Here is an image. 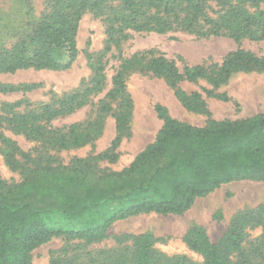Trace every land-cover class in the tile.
<instances>
[{"label":"trees","instance_id":"1","mask_svg":"<svg viewBox=\"0 0 264 264\" xmlns=\"http://www.w3.org/2000/svg\"><path fill=\"white\" fill-rule=\"evenodd\" d=\"M49 4L31 30L9 47L0 48V73L70 68L79 54V23L87 10L109 11L105 18L108 42L101 58L114 46L119 49L131 32L229 37L238 47L221 63L187 65L183 71L156 49L121 57L111 88L96 104L92 98L104 89L106 81L101 61L96 63L93 76L84 79L73 93L24 112L18 110L20 101L2 103L0 118L14 132L48 148H78L94 142L102 135L109 113L116 120V135L104 151L75 158L68 165H54L51 157L37 159L1 135L7 164L24 178L10 184L0 177V264H32V252L55 237L89 244L103 241L114 222L140 214L182 215L197 199L224 184L264 182V113L216 120L211 118L202 92L188 93L180 87L183 81L204 78L213 86L212 90H204L207 96L228 101L226 93L214 90L234 73L264 69V56L241 47L245 39H264V10L259 9L264 0H49ZM141 60H148V68L165 79L187 110L209 118L204 126H197L172 117L166 107L158 104L156 112L163 125L155 140L121 171H103L98 164L116 162L118 148L130 134L133 101L126 81L131 65ZM29 88L0 82V93ZM88 104L97 108L86 120L53 125L55 120ZM261 222L259 213L251 211L237 217L218 244L212 243L200 227L189 231L184 240L203 256L202 264H238L230 257L232 252L241 256V264H254V258L245 254L243 243L248 240L246 229ZM124 237L117 240L135 241L132 264H196L182 255L158 252L152 236Z\"/></svg>","mask_w":264,"mask_h":264},{"label":"rangeland","instance_id":"2","mask_svg":"<svg viewBox=\"0 0 264 264\" xmlns=\"http://www.w3.org/2000/svg\"><path fill=\"white\" fill-rule=\"evenodd\" d=\"M49 5V0H0V48L9 47L22 33L31 30L41 20ZM259 9L264 10V5ZM108 14V9L104 13L87 10L82 14L77 36L79 54L70 68L0 73L1 83L30 87L0 93V105L20 101L22 105L18 110L24 112L64 94L73 93L84 79L89 80L93 76L96 63L101 61L105 66L106 81L104 89L92 98L96 104L111 88L112 77L122 63L121 57L130 58L137 52L156 49L168 59L174 60L183 71L187 65L210 66L221 63L230 51L238 47L229 37L197 38L185 32H131V37L122 40L119 49L114 46L101 58L100 54L108 42V23L105 20ZM241 47L264 56V39H245ZM147 62L141 60L133 63L128 70L127 89L133 101L130 134L123 138L116 162L102 161L98 164L103 171H121L155 140L163 125V120L156 112L158 104L166 107L169 114L178 120L197 126L207 123L209 117L187 110L165 79L148 68ZM180 87L188 93L202 92L211 111V118L216 120H236L264 113V69L234 73L226 83L214 90L215 93H226L230 98L228 101L207 96L204 90H212L213 86L204 78L197 82L183 81ZM96 108L88 104L71 115L55 120L53 125L64 126L84 121ZM2 134L37 159L46 160L51 157L54 165H68L75 158L96 155L107 149L116 135V120L112 113L107 114L102 135L90 144L78 148L54 149L14 132L0 118V177L10 184H18L24 177L19 170L7 164ZM251 211H257L262 222L246 229L248 240L243 243V249L246 255L254 258V264H264V182L249 180L222 185L208 196L197 199L192 208L182 215L149 213L118 220L109 228L108 237L100 242L89 244L84 240L55 237L32 252V264H132L135 241L125 239L119 242L117 237L139 234L152 236L154 248L158 252L168 256L182 255L193 263L202 264L203 256L185 242L186 234L200 227L212 243L218 244L236 218ZM230 257L241 264V256L237 252L230 253Z\"/></svg>","mask_w":264,"mask_h":264},{"label":"bare ground","instance_id":"3","mask_svg":"<svg viewBox=\"0 0 264 264\" xmlns=\"http://www.w3.org/2000/svg\"><path fill=\"white\" fill-rule=\"evenodd\" d=\"M261 96V95H260Z\"/></svg>","mask_w":264,"mask_h":264}]
</instances>
